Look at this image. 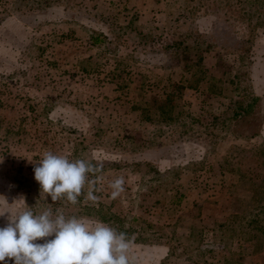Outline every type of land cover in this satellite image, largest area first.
Here are the masks:
<instances>
[{"label": "rangeland", "instance_id": "obj_1", "mask_svg": "<svg viewBox=\"0 0 264 264\" xmlns=\"http://www.w3.org/2000/svg\"><path fill=\"white\" fill-rule=\"evenodd\" d=\"M254 1L175 0L163 8L190 19L179 32L189 36L233 29L234 13ZM133 6L127 0H0V214L6 213L0 227L7 213L28 206L39 214L52 203L34 179L36 163L51 151L93 163L97 171L89 179L98 197L86 199V184L76 205L57 201L53 213L60 209L67 217L96 221L94 209L102 206L121 215L132 240L130 264H264V29L250 45L247 94L260 99L261 115L251 125L261 130L254 138H240L231 132L232 107L244 103L243 95L214 81L238 66V55L225 58L227 68L216 65L213 51L201 55L204 75L195 94L221 92L219 99L205 97L201 102L210 108L197 112L201 102L179 74L166 80L167 71H158L154 78L138 79L136 64L143 58L174 67L161 43L135 47L150 31L160 42L172 24L156 13L154 26L149 14L139 19L147 21L148 32L135 36ZM175 109L187 115L180 123L185 137L207 145L209 153L220 141L237 140L229 142L220 165L225 178L199 163L190 167L196 176L181 180L179 166L162 175L145 160L140 145L153 133L144 127L146 118L165 123ZM117 178L124 180L123 191L113 198L110 184ZM189 185L197 192L187 207Z\"/></svg>", "mask_w": 264, "mask_h": 264}, {"label": "clouds", "instance_id": "obj_2", "mask_svg": "<svg viewBox=\"0 0 264 264\" xmlns=\"http://www.w3.org/2000/svg\"><path fill=\"white\" fill-rule=\"evenodd\" d=\"M96 171L88 160H70L45 151L34 167V179L43 199L50 197L52 203L39 214L28 206L16 214L7 213L6 223L0 227V264H130L132 242L125 233L101 221L67 217L60 209L53 213L52 204L57 201L76 205L86 184V199L95 202L98 197L91 187L95 181L89 175ZM123 184V178L111 182L113 198L123 191ZM38 240L43 243H36Z\"/></svg>", "mask_w": 264, "mask_h": 264}, {"label": "trees", "instance_id": "obj_3", "mask_svg": "<svg viewBox=\"0 0 264 264\" xmlns=\"http://www.w3.org/2000/svg\"><path fill=\"white\" fill-rule=\"evenodd\" d=\"M235 27L231 30L212 28L209 33H193L192 35H179L171 45L165 47L163 52L173 60V65L179 67L184 74H190V78L185 80L188 88L196 90L203 81L204 69L199 62L201 55L205 51L215 53L216 65L227 68L225 58L227 56L238 55V66L224 72L223 79L214 80L221 85H232L237 94L242 93L244 103L235 102L232 107V119L235 122L233 135L240 138H254L260 133V128L252 127L257 115H261L260 99L258 97H248V90L252 88L250 83V45L254 41L256 32L264 29V0H255L249 3V8L240 7L234 13ZM188 37V39H187ZM231 41L234 44H231ZM236 56V55H235ZM231 71V72H230ZM184 80V77H183ZM213 82V81H212ZM221 89L209 93L219 94ZM251 96V95H249ZM184 111L175 109L172 115H167L165 123L153 121L147 117L146 120L154 124V129L149 140L140 145L142 150L160 148L167 145L180 143L186 140L185 130L181 128V121L186 118ZM253 131L250 132V129ZM211 136V133H207ZM102 207V206H101ZM101 207L81 210L96 211L99 220L115 228L118 232H123L131 240L129 229L124 227V218L119 214L103 211ZM132 221V220H131ZM132 241V240H131Z\"/></svg>", "mask_w": 264, "mask_h": 264}, {"label": "crops", "instance_id": "obj_4", "mask_svg": "<svg viewBox=\"0 0 264 264\" xmlns=\"http://www.w3.org/2000/svg\"><path fill=\"white\" fill-rule=\"evenodd\" d=\"M127 1H131L134 4V10L137 11V15L134 18H137V23H136V28L134 31L135 36L140 35V33L144 32L145 30H148V24L147 21H143V23L139 22V19H145L146 17H148V15L150 14V19H149V23L153 24L154 26H159L158 21L162 20L163 22L166 21L167 23H169L171 25V28H165V31L161 34V38L160 42H158L155 37H153V32L150 31L148 32V35H144L146 36V41H142V40H136L135 42V47L136 48H141V49H148L149 45H153L155 43H161L162 48H165L169 45L172 44L173 40L175 38H177V36L181 35L180 32V25L182 23L185 22H189L188 20H190L188 17L182 15L183 13H164L166 8H163L164 5H166L168 2L171 1H175V0H127ZM180 1V0H178ZM146 2H149L146 4ZM151 6H153V10H151ZM146 8L149 10L148 12H146ZM142 13H140V12ZM155 11V13H154ZM157 13V18H161L162 15H164L163 19H159L156 20L155 15ZM177 14V15H175ZM144 16V17H143ZM176 16V17H174ZM171 20V22H170ZM128 22V21H127ZM125 22V23H127ZM163 22H161L163 24ZM129 25L132 26V23L128 22ZM187 26V25H186ZM155 28V27H154ZM152 28V29H154ZM130 30V29H129ZM144 30V31H143ZM171 30V31H170ZM131 31V30H130ZM145 34V32H144ZM147 34V33H146ZM143 37V36H142ZM168 39H172L171 42L168 41ZM167 40V41H166ZM166 41V42H165ZM137 66H139L140 68H137V74L141 75L142 77H138L139 78H154L155 76H157L156 72H165V75L163 76V79L166 78V80L172 79L171 77L173 76V73L175 72V74H179V78L178 80H182V82H184L185 80H187L188 78H190V74H184L182 76V71H179V67L176 66H163V63H153V61H151L150 59L147 58H143L141 60L137 61ZM148 68V70H147ZM66 74V73H64ZM147 74H150V77H148ZM184 77V80H183ZM63 80H66V77H63ZM193 96H197L199 101L197 102L198 104L205 100L204 98H217L219 99L220 96L216 95V94H212L209 93L208 90H205V92L203 93V96L199 97L197 94H195L194 89H189ZM197 91V90H196ZM60 99V98H59ZM67 101H69V98L66 99ZM63 104V103H61ZM64 105V104H63ZM70 105V103L68 104ZM67 106V104L65 105ZM210 107L206 106V102H201L200 106L197 109V112H200L199 110H208ZM193 115V113H192ZM141 126L143 127L142 123ZM153 126L154 124L151 122H145L144 127L147 129V132H151L153 130ZM183 128L185 129V125L182 124ZM181 126V128H182ZM188 136V135H187ZM188 138V137H187ZM180 143H176V144H172V145H167V146H163L160 148H155V149H147L145 151H143V155L145 156V160L150 162V164H152V166H154L158 172H160V174H165L167 175L172 168L174 167H180L181 169V180H187L188 178L192 179L194 176H196L197 172L195 171V169H193V167L195 166V164H206L209 165V167L207 169H210V173L212 174V176H214V174L216 175V173H218L219 177L221 178H225L226 172H224L223 170L221 171V167L220 165L223 163L224 159L226 158V155L228 153V150L231 148V146L229 145V142L236 145L237 140H234L233 138L231 139L232 141H228L226 140V142L220 141L217 144V148L216 151H213L211 153H209V148L207 147V145H203L202 143L197 142L196 140H192L190 138H188ZM233 145V146H234ZM183 161V162H181ZM173 162L175 164H173ZM181 162V163H180ZM193 165L192 168H190ZM167 166V167H166ZM207 169H205L204 171H206ZM208 174V175H209ZM222 174L224 176H222ZM232 184H234V181H231ZM184 188H186V185H183ZM189 191L192 192H187L188 197L186 199L183 200L187 203V207H189V205H192L193 200H195V197L193 196V190L191 188V186L189 185ZM197 192V191H196ZM189 200V201H188ZM197 202H201L199 200L196 199L195 201ZM184 205V204H183ZM206 204H203V206H205ZM214 208V207H212ZM213 210V209H212Z\"/></svg>", "mask_w": 264, "mask_h": 264}]
</instances>
